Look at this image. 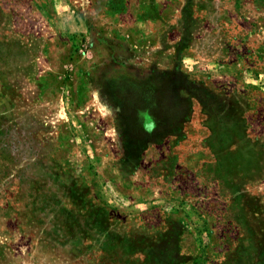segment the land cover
<instances>
[{"label":"rangeland","instance_id":"1","mask_svg":"<svg viewBox=\"0 0 264 264\" xmlns=\"http://www.w3.org/2000/svg\"><path fill=\"white\" fill-rule=\"evenodd\" d=\"M0 264H264V0H0Z\"/></svg>","mask_w":264,"mask_h":264}]
</instances>
